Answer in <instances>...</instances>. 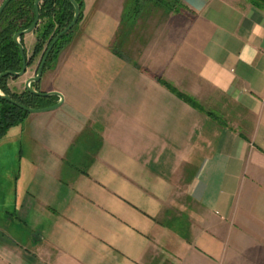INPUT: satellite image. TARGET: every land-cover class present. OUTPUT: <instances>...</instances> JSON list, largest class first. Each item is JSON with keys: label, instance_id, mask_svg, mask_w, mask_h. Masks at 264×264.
Instances as JSON below:
<instances>
[{"label": "crops", "instance_id": "0c3cea01", "mask_svg": "<svg viewBox=\"0 0 264 264\" xmlns=\"http://www.w3.org/2000/svg\"><path fill=\"white\" fill-rule=\"evenodd\" d=\"M160 2L83 0L31 84L62 103L0 137V264H264V0Z\"/></svg>", "mask_w": 264, "mask_h": 264}, {"label": "trees", "instance_id": "16d2710c", "mask_svg": "<svg viewBox=\"0 0 264 264\" xmlns=\"http://www.w3.org/2000/svg\"><path fill=\"white\" fill-rule=\"evenodd\" d=\"M34 1L12 0L0 15V74L4 72H19L21 70L22 64L19 51L12 41V36L16 32L26 30L32 24L34 19V12H32ZM74 1L80 8V20L83 0ZM139 1L131 0V6L133 8L134 4L138 6ZM154 1L157 3L162 0ZM39 15V21L34 31L36 34V44L33 55L28 59V65H31L39 55L43 56L53 40L70 24L74 15V9L68 0H41L39 4ZM75 26L67 34L58 38L47 56V61L51 60L52 57L56 56L70 43V34ZM8 79L11 78L7 77L0 80V91L3 95L10 96L14 102L34 109L46 108L55 103L50 98H39L31 96L26 92L23 95L11 93L6 87ZM161 84L175 92L173 88L164 82H161ZM175 94L182 100L195 105L193 101L185 96L177 92ZM26 115V112H23L8 102L0 101V137L4 135L7 129L17 125Z\"/></svg>", "mask_w": 264, "mask_h": 264}, {"label": "water", "instance_id": "95a60500", "mask_svg": "<svg viewBox=\"0 0 264 264\" xmlns=\"http://www.w3.org/2000/svg\"><path fill=\"white\" fill-rule=\"evenodd\" d=\"M10 1H12V0H4L2 2L1 6H0V15H1L2 11L5 9V7L7 6V4ZM40 1L41 0H35L34 1V6H33L34 19H33L32 24L30 25V27L27 28L26 30L16 32L12 36V41H13L14 45L18 48V51H19L21 64H22L21 65V70L19 72H4V73H1L0 74V80L3 79V78H7V77L20 78V77L24 76V74H25V72L27 70V67H28V60L26 58V55H25V52H24V48H23L22 44L19 42V40L23 36L32 33L35 30V28L37 27V24H38V21H39V16H40L39 15V9H38ZM68 1L72 5V7L74 9V15H73V18H72L70 24L49 45V47L46 49L44 55L42 56V58H41V60L39 62V65H38V68H37L35 76L31 77V78H28L25 81V84H24L25 92L28 93L31 96H35V97H39V98L57 97L59 99V101L53 106H50V107H47V108H40V109L28 108V107H25L23 105H20V104L14 102L8 95H3L1 93H0V101L8 102L9 104L17 107L18 109H20L23 112H26L28 114H36V113L52 111V110L57 109L61 105L62 97L60 96V94H58L56 92H50V93L37 92V91H35V90H33L31 88V84L32 83H37L40 80L44 65H45V63L47 61V56H48L49 52L51 51V49L53 48V46L55 45V43L57 42L58 38H60L63 35L67 34L76 25V23H77V21L79 19V15H80L79 5L74 0H68Z\"/></svg>", "mask_w": 264, "mask_h": 264}, {"label": "rangeland", "instance_id": "374dc122", "mask_svg": "<svg viewBox=\"0 0 264 264\" xmlns=\"http://www.w3.org/2000/svg\"><path fill=\"white\" fill-rule=\"evenodd\" d=\"M4 0H0V6H1V4H2V2H3ZM41 2V1H40ZM40 2H39V4H40ZM38 9H39V6H38ZM32 12H34V9H32ZM80 16V15H79ZM79 20V19H78ZM78 22V21H77ZM77 24V23H76ZM35 31V30H34ZM33 31V32H34ZM35 33V32H34ZM49 47V46H48ZM9 80H12V79H9ZM0 93L2 94V92L0 91Z\"/></svg>", "mask_w": 264, "mask_h": 264}, {"label": "flooded vegetation", "instance_id": "af4514ba", "mask_svg": "<svg viewBox=\"0 0 264 264\" xmlns=\"http://www.w3.org/2000/svg\"><path fill=\"white\" fill-rule=\"evenodd\" d=\"M28 60V59H27ZM23 95V94H22ZM10 97V96H9Z\"/></svg>", "mask_w": 264, "mask_h": 264}]
</instances>
